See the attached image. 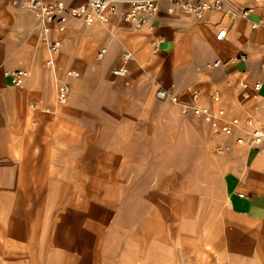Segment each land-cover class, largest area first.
<instances>
[{
  "label": "crops",
  "instance_id": "0c3cea01",
  "mask_svg": "<svg viewBox=\"0 0 264 264\" xmlns=\"http://www.w3.org/2000/svg\"><path fill=\"white\" fill-rule=\"evenodd\" d=\"M23 2L0 0V247L14 254L39 245L51 263L59 245L49 221L36 244L35 214L56 213L51 207H130L139 196V207H150L153 197L154 213L180 207L188 234L201 230L199 243L217 247L219 264H264V145L238 147L241 133L215 137L210 126L157 98L165 89L189 105L201 91L204 106L264 127V26L252 27L264 21V0H224L232 14L211 11L202 19L179 8L169 13L171 5L162 1L140 30L122 20L127 4L109 24L72 20L57 57V76L71 94L58 109L47 51ZM223 29L227 37L218 41ZM102 49L107 53L99 60ZM125 51L134 59L128 75L116 77ZM18 70L28 73L21 87L5 77ZM68 72L80 77L71 79ZM242 81L262 89L246 99ZM215 92L221 95L218 105L211 101ZM211 141L233 150L217 171L219 194H212L211 159L204 155L202 178L187 189L174 187L173 169L159 166L172 161L162 148H203Z\"/></svg>",
  "mask_w": 264,
  "mask_h": 264
},
{
  "label": "rangeland",
  "instance_id": "374dc122",
  "mask_svg": "<svg viewBox=\"0 0 264 264\" xmlns=\"http://www.w3.org/2000/svg\"><path fill=\"white\" fill-rule=\"evenodd\" d=\"M183 137L180 133L179 138ZM231 154L233 150L228 144L215 141L203 148L165 147L161 155L172 156V161L164 159L159 166L172 168L171 175L176 177L173 185L183 190L190 187L192 180L197 183L202 178V166L206 168L207 164H202L200 157L210 156L211 189L217 196L220 190L217 171L223 158ZM135 199L130 207L118 204L116 207H51L57 212L35 214L36 244L43 242L46 235L42 224L49 221L53 227L51 239L59 245L54 261L50 263L48 256L40 252L41 247L33 245L22 246L14 254L5 252L9 247H0V264H219L217 247L199 243L201 230L188 234L186 221L180 218V207L173 210L159 207V212L154 213L151 212L155 209L153 197L148 201L150 207H139V196ZM215 200L213 197L212 204ZM140 208L146 212H138Z\"/></svg>",
  "mask_w": 264,
  "mask_h": 264
},
{
  "label": "built area",
  "instance_id": "2783aa9c",
  "mask_svg": "<svg viewBox=\"0 0 264 264\" xmlns=\"http://www.w3.org/2000/svg\"><path fill=\"white\" fill-rule=\"evenodd\" d=\"M167 1L171 8L169 13H173L174 8L194 15L197 19H202L211 11L221 12L225 10L228 14L232 11L226 8L224 0H212L207 2L194 3V0H24V9L32 12L36 19L41 43L47 51L46 67L53 73L56 86L54 105L58 109L66 106L70 100L71 87L61 81L57 76V57L62 48L61 36L66 33L70 22L76 20L87 26L94 24H109L113 17L119 12V6L127 4L129 10L123 14L124 23L132 26L136 30L144 27L148 18L154 16L160 11V3ZM248 16V13H244ZM264 26V21L254 22L253 29H260ZM227 37L225 29L217 33L216 39L223 41ZM107 50L102 49L98 54V59L102 60ZM134 59L133 55L125 51L121 55L122 65L113 71L116 77H125L128 75V64ZM244 59V57H242ZM216 66L219 63L215 64ZM67 76L71 79H78L80 74L77 72H68ZM5 77L11 85L21 87L28 77L26 71L6 72ZM241 94L244 98L251 97V90L259 92L262 84L256 83L251 87L246 81L239 84ZM157 98L161 101L170 102L177 105L182 115H192L211 127L216 136L224 135L233 137L236 133H241L245 137H239L235 140L238 147L250 146L259 147L264 145V127L256 125L253 120L247 119L245 122L239 118L228 119L226 111L222 108L214 110L211 106L202 104L201 91H195L192 95L191 104L180 103L178 97L165 89L157 91ZM213 105L221 103V95L215 92L211 96ZM33 110L36 105L31 106ZM55 111L45 110V114H52ZM243 198L244 196L241 195Z\"/></svg>",
  "mask_w": 264,
  "mask_h": 264
}]
</instances>
